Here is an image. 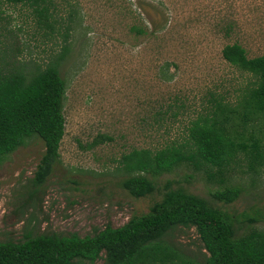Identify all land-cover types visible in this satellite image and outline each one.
<instances>
[{
    "label": "rangeland",
    "instance_id": "374dc122",
    "mask_svg": "<svg viewBox=\"0 0 264 264\" xmlns=\"http://www.w3.org/2000/svg\"><path fill=\"white\" fill-rule=\"evenodd\" d=\"M48 9L51 27L35 8L0 0L1 68L44 69L69 50L61 63L67 94L60 161L42 186L34 180L45 152L40 139L0 161V242L29 234L84 238L122 227L148 213L168 182L238 216L240 234L264 232V166L254 174L244 157L225 185L188 164L157 178L155 193L143 198L120 185L128 177L124 155L184 143L217 104L236 107L254 78L222 51L238 43L249 58L264 55V0H48ZM247 131L264 143V121ZM100 136L110 140L91 148ZM225 186L243 190L232 204L213 198ZM168 239L205 264L209 254L195 229Z\"/></svg>",
    "mask_w": 264,
    "mask_h": 264
},
{
    "label": "trees",
    "instance_id": "16d2710c",
    "mask_svg": "<svg viewBox=\"0 0 264 264\" xmlns=\"http://www.w3.org/2000/svg\"><path fill=\"white\" fill-rule=\"evenodd\" d=\"M5 1L35 8L51 27L47 22L48 0ZM68 51L66 47L44 69L0 67V161L30 140L40 139L45 152L34 179L37 186L46 182L60 161L67 94L61 63ZM222 54L230 65L253 76L252 86L241 95L236 107L217 104L211 117L194 122L188 141L124 155L123 169L128 177L120 185L131 196L152 195L157 190V178L185 164L195 171L208 169L207 178L221 185H225L226 173L241 157L247 159L254 174L264 166L262 139L253 132L247 136L249 125L264 121V55L249 58L238 43L227 45ZM106 140L110 138L100 136L90 147ZM172 184L168 182L162 199L148 213L133 217L122 227L107 226L84 238L78 234H29L21 242H0V264H96L99 260L104 264H200L169 241L172 233L181 228L196 230L209 254L205 264H264V232L240 234L238 216L183 188H172ZM242 192L240 187L225 186L213 198L232 204Z\"/></svg>",
    "mask_w": 264,
    "mask_h": 264
}]
</instances>
